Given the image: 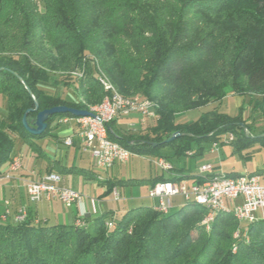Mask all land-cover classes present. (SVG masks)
<instances>
[{"label": "trees", "instance_id": "trees-1", "mask_svg": "<svg viewBox=\"0 0 264 264\" xmlns=\"http://www.w3.org/2000/svg\"><path fill=\"white\" fill-rule=\"evenodd\" d=\"M76 69L80 77L72 74ZM100 78L123 96L139 94L155 105L153 123L135 133L119 129L116 120L107 124L109 138L135 155L171 163L172 155L160 148L193 157L225 133L234 135L237 149L255 140L264 145V129L245 133L248 125L236 123L238 115L211 110L185 124L174 120L227 95L248 96L252 111L264 115V0H0V99L6 111L0 116V169L12 158V134L30 142L46 136L55 118L73 117L51 115L46 129L32 135L21 122L27 109L38 105L27 114L29 125L39 110L53 106L88 110L106 93ZM59 86L72 94L50 90ZM74 170L58 167L60 173ZM181 179L199 181L195 174L173 173L148 182ZM101 182L109 193L142 181ZM205 213L193 201L167 214L140 205L108 229L109 212L83 225L47 224L27 209L23 221L0 219V264H264V218L242 226L231 211H221L207 232L200 225Z\"/></svg>", "mask_w": 264, "mask_h": 264}, {"label": "rangeland", "instance_id": "rangeland-1", "mask_svg": "<svg viewBox=\"0 0 264 264\" xmlns=\"http://www.w3.org/2000/svg\"><path fill=\"white\" fill-rule=\"evenodd\" d=\"M103 75V74H101ZM104 76V75H103ZM73 87V86H72ZM52 88V87H51ZM50 89V88H48ZM52 92L55 90L59 93H70L72 94V88L68 87H58L50 89ZM67 106V105H65ZM69 107V106H68ZM250 104L248 106V96H238V95H227L224 97L220 102L210 103L205 106L189 109L187 111L178 113L175 115V123L177 124H185L191 121H196L203 113L216 110L221 113L228 114L230 116H237V122L244 126L245 122L248 125V129L245 130V133L251 132L253 134H258L261 130L264 129V115H262L258 111H252L250 108ZM34 108V107H33ZM75 109H79L77 107H72ZM86 110V109H83ZM87 111V110H86ZM5 111V104L4 100L0 99V116L4 114ZM36 117V116H35ZM138 115L136 113L130 114L126 117H122L119 119L120 122L119 126L123 131H132L135 133L139 131L136 126L135 127H128L130 122H133L135 125L138 123L136 122V118ZM154 120H149L146 125H151ZM242 121V122H241ZM59 127L56 130H61ZM239 131H243V128H238ZM131 132V133H132ZM177 134V133H176ZM227 133L222 134L219 141L218 149L215 153H209L208 150L210 148V143H204L203 146L205 148V152L202 154L191 156H173V152L169 147L160 148L159 152L161 154L172 155L170 161L174 166L175 170L170 172H163L158 167H156L152 160L155 157L149 155H135L132 154L126 162L115 164L110 169H102L97 167L94 164V160L92 159L87 153H84L83 160L79 161V165H82L86 168H90L93 174L98 178L97 180H89L83 181L81 177H74L72 175H66L65 178L70 181V185L73 183V187L75 190L82 194L83 202L86 204L80 203L78 204V216L84 217L85 214L88 212H92L95 208H98L100 205L102 208H111L114 210H121L126 206V204L130 206H134L135 204H151L153 201L147 197L148 185L147 179L163 175L164 177L171 176L175 171L180 173L189 174L190 172H196L198 166L209 163L214 166V171L216 173H223V172H230L236 171L244 173L246 171H253L256 169L264 168V145L258 140H255L249 143L245 148H236L233 143H223V138L226 136ZM260 135V134H258ZM239 137V135H236ZM14 140V150L16 152L15 156L21 159V164L24 170H30L33 168L34 170H39L42 166V159L41 158H29L27 147L21 142V140ZM30 141V140H29ZM32 141V140H31ZM30 141V142H31ZM50 138H44L40 144L44 147L49 154L50 151L55 150L56 146L53 142H51ZM28 142V143H30ZM32 143V142H31ZM32 148L35 147L34 143L31 144ZM50 147V149H48ZM61 150H72L71 148H65L64 146L59 147ZM36 149V147H35ZM249 156H246V155ZM2 169H4L2 167ZM16 172V171H15ZM4 176V175H3ZM116 179L119 181L123 180H140L141 183L131 184V185H117L118 190V200L115 201L112 197V194L109 192H105L104 189L106 188V184L101 182V180L105 179ZM74 180V182H72ZM100 180V181H98ZM260 183L264 185V177H261ZM20 201L22 202V207L27 208L37 216L39 220H47V224H53L62 221V217L65 216V213L68 212V209L65 208L62 203L52 201H39L33 202L26 198L23 190L21 191V195L18 196ZM4 193H0V210L2 207V200L4 199ZM99 198L103 199L104 201L96 203L93 199ZM172 207L170 208V213L174 212L175 210L179 209L183 204H185L184 198L181 196H176L172 198ZM228 206H232L231 203H228ZM263 211L259 210L256 214L257 217L262 216ZM119 217V215H117ZM63 223H68L67 219L62 221ZM198 225V224H197ZM244 223L243 226H245ZM198 229V228H197ZM193 233L196 234L197 230Z\"/></svg>", "mask_w": 264, "mask_h": 264}, {"label": "built area", "instance_id": "built-area-1", "mask_svg": "<svg viewBox=\"0 0 264 264\" xmlns=\"http://www.w3.org/2000/svg\"><path fill=\"white\" fill-rule=\"evenodd\" d=\"M73 75L80 77L81 70L76 69ZM106 86V85H105ZM116 106V114L106 115V107ZM138 115L140 126H145L148 120L156 118L155 108L152 107L149 99L141 96L133 100H121L109 90V99L103 104V115H85L78 117L61 116L53 120L54 125H66L74 121L77 125L76 137L80 142V149L90 154L94 164L102 169H109L117 163L126 162L130 156L125 155L122 148L114 142H109L107 136L101 131V123H108L112 120H119L130 114ZM129 127H135L131 123ZM232 133H227L222 142L230 143ZM65 146H71L74 143L73 136H66L62 139ZM219 141L211 143L209 152L218 149ZM191 156V151L186 153ZM153 164L163 172L173 170L172 164L163 157H157L152 160ZM20 168V159L18 157L12 163H8V170L5 177H10L11 173ZM196 180L181 179L180 181L163 180L157 181L148 188L147 196L157 203V212L161 213L165 209L172 207V198L175 196L198 197V199L207 202L206 220L208 223L210 211L213 208L228 207L237 209L240 213V222L255 217L259 210L264 209V185L260 184L257 174L243 173L236 176H229L226 173H216L214 167L209 163L198 166L196 171ZM26 194L30 201L39 202L42 200H58L64 207H72L82 202L83 196L75 189L61 184V176L56 172H47L38 180L27 182ZM115 199H118L117 187L112 189ZM240 199V203L232 204L231 202ZM232 206H228V203ZM27 214L26 208L20 206L16 213L13 214V221L20 222L25 219ZM11 215L9 202L5 201V209L0 218H6ZM264 218V216L262 217ZM84 217H76L74 223H84ZM113 221H107L106 227L110 229ZM240 236V230L237 229V237Z\"/></svg>", "mask_w": 264, "mask_h": 264}, {"label": "crops", "instance_id": "crops-1", "mask_svg": "<svg viewBox=\"0 0 264 264\" xmlns=\"http://www.w3.org/2000/svg\"><path fill=\"white\" fill-rule=\"evenodd\" d=\"M118 121L119 120L116 121V126L117 127L120 125L119 124L120 122H118ZM131 123H133V122H130V124ZM135 123H138L136 125L137 128H138L140 126L139 122H138V117L136 118V122ZM129 125H128V127H129ZM59 127H62V128H60L61 130H56ZM118 128L121 129L120 127H118ZM76 132H77V125L75 124L74 121H71L69 124H66V125H54L53 122H52L51 129L49 130V133L46 136H44L42 138H38V139H32L31 142L34 143L36 149H35V147L31 148L28 145V142L23 141L17 135H14V134L11 135L12 140H13V138L15 140H16V138H18V140H21V142L27 147V149H28L27 152H28V156H29L30 159L31 158H41L42 159V166L39 168V170H34L33 168H31L30 170H24L23 166L21 164V159H20V168L16 172L11 173L10 177H5V173L8 170L9 161L2 165V167L4 169H2V167L0 169V171H1V173H0V193L3 192L5 198L2 200L3 201L2 202V207L3 208L0 210V215L3 213V211L5 209V201H8L11 215L8 217L7 220H11L12 221L13 220L12 219L13 218L12 217L13 214L16 213L17 209L22 205V202L20 201V199L18 197L19 195H21V191L22 190H23V192H24V194H25V196L27 198L26 189H25V186H26L27 182H29L31 180H38L41 176H43L47 172L53 171V172L58 173L61 176V184L65 185V186H68V187H71L73 189H75L73 187V183H72V185L69 184L70 181L65 178L66 175H68V176L72 175L74 177L78 176V177H81L83 179V181H89V180L85 179L83 177V175H81V173H77L76 172L78 170H85V171H89L90 173L93 174V172L91 171L90 168H86V167H84L82 165H79V163H80L79 161L83 160L84 155H85L84 153H87V152H83L80 149V142H79L78 138L76 137ZM66 136H73L74 137L73 145L65 146L63 144L62 139L64 137H66ZM44 138H50V140H52L51 142H53L55 144V146H56V149L50 151L51 152L50 154L40 144V142ZM13 143H14V140H13ZM60 146H64L65 148H71L72 150H69V151L61 150L59 148ZM242 148L244 149L245 146L242 147ZM48 149H50V147H48ZM205 151L206 150L204 149L203 153ZM208 152H209V150H208ZM215 152L216 151L209 152V153L211 154V153H215ZM15 154H16V152L14 150V145H13V151L11 152L10 158L12 156H15ZM87 154L90 156L89 153H87ZM246 156H249V155L247 154ZM90 158L92 159L91 156H90ZM92 162H93V159H92ZM58 167H60V168H62V167H64V168H73L75 170L71 171V172L60 173L58 171ZM230 172H234V171H230ZM223 173H229V172H223ZM234 173L243 174L241 172H236V171ZM244 173H256L259 176V182H260L261 177H264V168L256 169V170H253V171H246ZM174 174H185V173H180V172L175 171ZM189 174H196V172H190ZM150 179L151 178L147 179L148 188L150 187L149 182H148V180H150ZM72 182H74V180ZM106 189L107 188H105L104 191ZM105 192H107V191H105ZM110 193L113 196V192L111 191ZM112 198L115 201H117L119 199V198L115 199L114 197H112ZM149 199H151V198H149ZM93 200L96 203L104 201L103 199H99V198H96V199H93ZM151 200L154 203L147 204V206H153L155 204V200L154 199H151ZM53 201L54 202H58V200H53ZM240 201H241L240 199H236V200L232 201L231 203L232 204H237V203H240ZM81 203L83 204L84 202L82 201ZM172 204H173V202H172ZM140 205H144V204H135L134 206H130V205L126 204V206L124 208H122L121 210H114V209H111V208H102L101 205H100L98 208H95L92 212H90V213L88 212L87 214H85L84 220H91L94 217H96L98 215H101L102 213L109 212L112 215L110 220L113 221V223H115L116 219L120 218V216L125 211H127L130 208L137 207V206H140ZM65 208L68 209V212L65 213V216H63L61 218L62 221L63 220L65 221V219H67V221H69V222L65 223V224L74 223L76 217H78V205H73L72 207H65ZM261 211H263V210H261ZM33 215H34L35 219L38 220L37 216L35 214H33ZM117 215H119V217ZM263 216H264V213L262 212V216L257 217V218H262ZM62 221L61 222H57V223H63Z\"/></svg>", "mask_w": 264, "mask_h": 264}, {"label": "bare ground", "instance_id": "bare-ground-1", "mask_svg": "<svg viewBox=\"0 0 264 264\" xmlns=\"http://www.w3.org/2000/svg\"><path fill=\"white\" fill-rule=\"evenodd\" d=\"M101 85L103 86L104 90H106V93L102 99L101 102H99L98 104L94 105V106H91L87 111L89 112L90 115H103V104H105V102H107V100L109 99V90L111 93H113L115 95V97L121 99V100H133V99H137V98H140L142 95H133V96H123L119 93H117L115 91V89L104 79L100 78L99 79ZM106 85V86H105ZM147 99V98H146ZM151 102V101H150ZM151 105L152 107L155 108V105L151 102ZM116 114V106H108L106 107V115H114ZM108 123H101V131L103 132V135L104 136H107V139L109 142H114L116 143L117 145H119V147L122 148L123 152L125 153V155H128V156H131L133 153L121 146L119 143L111 140L109 138V127L107 125ZM235 139L234 136H230V143L233 142ZM16 156H12L11 160H10V163H12L14 160H15ZM151 187V186H150ZM184 200L187 202V201H193L194 203L198 204V205H201L202 207L204 206L206 209H207V202L204 201V200H201V199H198V197H186L184 198ZM154 203V202H153ZM156 211H157V203H155L153 206H152ZM170 209H165L163 210L161 213L162 214H167L169 213ZM221 211H231L234 215V217L236 218V220L238 222H240V213L238 212L237 209H234V208H228V207H219V208H213L211 211H210V216H209V221L206 225V223H203L205 220H206V213L204 214V216L202 217L201 221H200V225H202L203 229L205 231H209L210 228H211V225L214 221V218H215V215L218 213V212H221ZM1 220L3 221H6L7 219L6 218H0ZM259 218H257V216L255 217H251V219H248L246 221H243V224L244 223H251L255 220H257ZM107 223V222H106ZM77 225H83L84 223H75ZM114 227V224L111 228ZM234 237H237V231L234 232Z\"/></svg>", "mask_w": 264, "mask_h": 264}, {"label": "water", "instance_id": "water-1", "mask_svg": "<svg viewBox=\"0 0 264 264\" xmlns=\"http://www.w3.org/2000/svg\"><path fill=\"white\" fill-rule=\"evenodd\" d=\"M27 91L30 93V90L28 88H27ZM37 109H38V105L37 103H35V107L27 109L24 112L22 119H21L22 126L24 127V129L32 135H38L46 129L47 127L46 120L51 115L69 113L74 117H78V116H85L89 114L88 111L83 110V109H75V108L68 107L65 105H57V106H53L47 109L39 110L36 114L35 120L33 121L31 125H29L27 121V114L31 111H36ZM176 135L177 134H174L170 138V140L173 139L174 136Z\"/></svg>", "mask_w": 264, "mask_h": 264}]
</instances>
